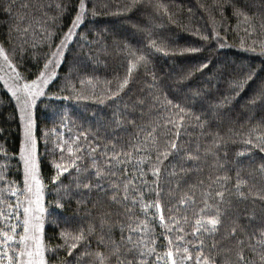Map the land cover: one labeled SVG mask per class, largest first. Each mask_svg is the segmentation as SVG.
Listing matches in <instances>:
<instances>
[{
	"label": "snow or ice",
	"instance_id": "obj_1",
	"mask_svg": "<svg viewBox=\"0 0 264 264\" xmlns=\"http://www.w3.org/2000/svg\"><path fill=\"white\" fill-rule=\"evenodd\" d=\"M243 3L232 0L230 4L237 25L244 24L250 38L264 36V19L257 32L254 14ZM13 6L9 0L0 10L10 14ZM54 7L55 14L50 15L53 5L37 0L29 23L13 24L6 39L0 41V81L15 99L23 123L18 153L22 185L7 175L9 164L0 163V264H264V213L256 211L258 202L264 205V119L247 128L222 127L225 106L257 72L250 68L233 80L231 95L210 104V119L202 118L204 114L169 97L153 65L156 53L183 55L200 49L171 47L152 28L139 29L143 36L135 47L127 42L118 46V54L126 60L123 74L117 72L104 80L86 76L78 80L80 88L70 80L65 82L72 89L65 99L108 102L113 110L98 122L96 131L72 133L69 128L67 137L56 129L43 133L46 147L49 136H56L49 152L54 172L48 180L57 204L65 197L80 195L77 203H91L98 209L89 213L92 218L86 224L65 221L59 232L61 243L49 247L44 234L49 214L46 184L32 110L57 77L76 30L87 16L97 14L92 0H77L74 18L57 43L49 22H61L67 5L57 0ZM213 7L223 19L224 3L214 0ZM146 8L175 23L164 0H125L117 11ZM212 20L215 25V18ZM193 31L205 42L220 40L215 26L210 34ZM80 36L87 41L86 33ZM38 45L47 49L44 63L35 78L29 79L18 70L19 64L28 48L34 50ZM240 46L245 48L243 39ZM246 50L264 55V39H252ZM206 67L207 63H201L193 71ZM140 69L144 87L135 95L131 84ZM193 71L181 79L189 78ZM202 91L194 95L200 96ZM257 104L264 107V78L249 99L250 106ZM212 121L216 122L214 128ZM235 145L239 146L232 151ZM0 154L3 161L12 159L3 144ZM253 165L259 179L253 172L245 173ZM60 250L72 259L60 258Z\"/></svg>",
	"mask_w": 264,
	"mask_h": 264
},
{
	"label": "trees",
	"instance_id": "obj_2",
	"mask_svg": "<svg viewBox=\"0 0 264 264\" xmlns=\"http://www.w3.org/2000/svg\"><path fill=\"white\" fill-rule=\"evenodd\" d=\"M8 2L9 0H0V5ZM11 2L14 6L10 14L0 10V41L6 39L8 30L13 24L24 26L29 23L34 14L33 5L37 0H11ZM48 2L53 5L50 15H54L56 11L54 5L57 0H48ZM63 2L67 5V11L62 21L57 24L49 22L56 33L54 39L57 43L62 33L70 26L77 6V0H63ZM164 2L168 4L175 23L169 21L166 16L157 15L151 8L128 13L118 12L117 9L123 7L125 0H92L96 5L97 14L87 16L84 24L76 30L77 35L65 51L64 63L57 69V77L50 82L45 89V96L38 99L32 110L37 126L35 135L38 141L41 174L46 184L45 206L49 214L46 216L44 234L50 248L61 243L59 232L65 226V221L72 225L86 224L92 218L89 213L94 214L98 209H93L91 203H77L81 199L80 195L65 197L57 204L56 193L50 190L52 185L48 180L54 172L52 156L49 152L53 148L56 136H49L46 147L43 133L56 129L67 137L69 128L72 129V133L96 131L98 122L111 115L113 106L108 102L101 104L91 99H65L72 95L71 87H67L65 82L70 80L80 88L78 80L86 76H96L104 80L111 79L117 72L123 74L126 60L122 54H118V46L127 42L135 47L136 41L143 36L139 29L152 28L156 36L166 40L174 48L200 49L183 55L156 53L153 56L154 71L162 82L163 90L175 102L190 107L196 114H204L202 118L210 119L208 115L211 111L210 104H214L222 96L231 95L230 83L251 68L256 70L257 76L233 98L231 104L225 106L222 127L231 125L240 128L244 125L247 128L250 124L264 119V107L259 104L255 107L249 105L254 89L264 78V55L246 50L252 39H264V36L254 34L250 38L244 31L245 25L242 23L237 25V18L233 15L230 6L232 0H221L225 5L223 19L221 12L213 7L214 0H164ZM243 6L250 14H254V23L259 32L258 26L264 19V0H244ZM89 7L91 8L92 4H89ZM21 17L23 19H20ZM212 17L215 18V25ZM214 26L220 32L219 41L205 42L193 31L198 29L200 33L210 34ZM80 33L87 34V41L81 38ZM241 39L245 41V48L240 46ZM46 50L42 45H38L34 50L29 47L18 70L29 79H34L43 66V53ZM15 59L18 61L19 55ZM201 63H207L208 67L193 71ZM189 71H193V74L187 79H181ZM143 87L144 72L140 69L134 73V81L131 84L133 94L139 95V90ZM200 90H203L200 96L194 95ZM215 123L212 121L213 128ZM0 129L3 130L0 132V144L5 146L12 157L10 161H3L0 154V163L9 164L7 175L22 185L23 165L18 155L23 141L22 121L19 118L16 101L2 86V81H0ZM238 146H233L232 151ZM229 155L231 157V151ZM248 172H253L256 179H259L255 165L245 168V173ZM83 196L87 199V193ZM9 199L14 203V197L9 195ZM256 211L257 214L264 213V205L258 202ZM49 256L53 260L56 259L51 252ZM58 256L62 259H72L65 250H60Z\"/></svg>",
	"mask_w": 264,
	"mask_h": 264
},
{
	"label": "rangeland",
	"instance_id": "obj_3",
	"mask_svg": "<svg viewBox=\"0 0 264 264\" xmlns=\"http://www.w3.org/2000/svg\"><path fill=\"white\" fill-rule=\"evenodd\" d=\"M4 71H5V72L8 71L6 67L4 68ZM0 74H2V73H0ZM22 129H23V123H22Z\"/></svg>",
	"mask_w": 264,
	"mask_h": 264
}]
</instances>
